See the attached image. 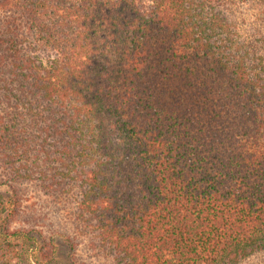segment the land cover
<instances>
[{
  "label": "trees",
  "instance_id": "obj_1",
  "mask_svg": "<svg viewBox=\"0 0 264 264\" xmlns=\"http://www.w3.org/2000/svg\"><path fill=\"white\" fill-rule=\"evenodd\" d=\"M246 6L264 15L0 0V264L264 261V33L243 30ZM38 197L75 231L64 261L23 215Z\"/></svg>",
  "mask_w": 264,
  "mask_h": 264
},
{
  "label": "rangeland",
  "instance_id": "obj_2",
  "mask_svg": "<svg viewBox=\"0 0 264 264\" xmlns=\"http://www.w3.org/2000/svg\"><path fill=\"white\" fill-rule=\"evenodd\" d=\"M242 17L244 19L243 30L246 33H248L249 31H251V33H254L255 30L259 28H261L262 32L264 33V15L260 11H257L256 8L246 6L245 10L242 13ZM260 23H262V25ZM258 25L261 26L258 27ZM0 191L4 192L5 189L0 188ZM21 194L31 197L30 188L22 189ZM31 202H33L32 205L30 204ZM30 203L28 205V202H24V217L30 219V217L37 218L38 216L43 221L48 231L55 234V239L59 243V252L62 255V261H64L65 256L69 255V253L71 252L68 249L64 236L70 234L72 235V232L75 233L74 229L71 225H68L69 227H67L65 222L62 220L61 215L58 214L55 205L46 198H33L32 200H30ZM79 239H76L77 241H75L77 243L76 248L79 254L82 257L86 258L88 256V252L86 250L84 242ZM262 259L263 257H254L243 264H264V261ZM87 262L86 264H112L110 258H102L98 261L87 259Z\"/></svg>",
  "mask_w": 264,
  "mask_h": 264
}]
</instances>
